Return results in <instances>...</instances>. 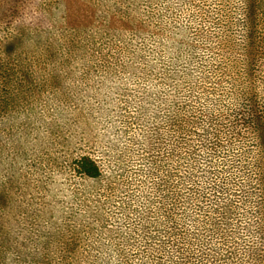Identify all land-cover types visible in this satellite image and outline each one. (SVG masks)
Segmentation results:
<instances>
[{
    "label": "rangeland",
    "instance_id": "374dc122",
    "mask_svg": "<svg viewBox=\"0 0 264 264\" xmlns=\"http://www.w3.org/2000/svg\"><path fill=\"white\" fill-rule=\"evenodd\" d=\"M230 9L226 0H0V264H19L21 244L112 261L146 250L163 213L178 212L180 154L195 153L182 188L213 202L223 186L237 191L252 159L241 149L255 148L228 95L239 80L224 50ZM81 155L100 178L75 173Z\"/></svg>",
    "mask_w": 264,
    "mask_h": 264
},
{
    "label": "trees",
    "instance_id": "16d2710c",
    "mask_svg": "<svg viewBox=\"0 0 264 264\" xmlns=\"http://www.w3.org/2000/svg\"><path fill=\"white\" fill-rule=\"evenodd\" d=\"M230 3L231 0H226L231 9L223 21V38L228 43L224 50L237 62L239 80L235 78L236 89L228 95L238 102L233 109L236 118L250 129L246 144L249 142L255 148L251 152L241 149L243 156L250 153L252 159L249 162L244 158L248 173L236 178L237 191L228 195L229 189L223 186V201L213 202L205 195L196 196V190L182 188L192 180L194 173H190L187 162L195 153L180 154L185 168L178 173V212L172 219L163 213L157 241L146 238V250L115 253L112 261L111 254L59 253L49 251L48 243H44V248L30 250L21 244L19 264H70L72 259L77 264H112L117 259L128 264H264V91L259 89L264 86V0ZM232 26L237 27L238 44L231 37ZM5 48V52H12V46ZM188 112L180 109L178 114ZM203 166L201 171L205 172L204 162ZM73 169L89 181L101 176L99 166L86 155L73 159ZM233 207H239L240 212L235 214L238 217L233 216ZM45 239L50 241L48 236Z\"/></svg>",
    "mask_w": 264,
    "mask_h": 264
}]
</instances>
